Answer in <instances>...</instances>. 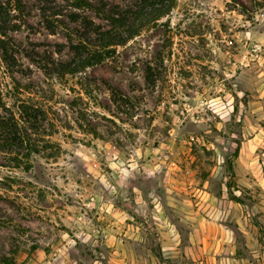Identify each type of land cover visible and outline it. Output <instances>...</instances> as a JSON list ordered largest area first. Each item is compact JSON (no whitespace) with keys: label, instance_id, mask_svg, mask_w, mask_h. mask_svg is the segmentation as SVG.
Wrapping results in <instances>:
<instances>
[{"label":"rangeland","instance_id":"obj_1","mask_svg":"<svg viewBox=\"0 0 264 264\" xmlns=\"http://www.w3.org/2000/svg\"><path fill=\"white\" fill-rule=\"evenodd\" d=\"M70 1L22 0L0 46L34 147L0 153V264H264V0H177L62 75L106 23Z\"/></svg>","mask_w":264,"mask_h":264},{"label":"trees","instance_id":"obj_2","mask_svg":"<svg viewBox=\"0 0 264 264\" xmlns=\"http://www.w3.org/2000/svg\"><path fill=\"white\" fill-rule=\"evenodd\" d=\"M177 0H136L134 6L120 7L119 5L108 6L102 2L98 7L90 0H71V6L78 9H91L98 16L102 17L106 23L98 24L88 17L83 23L87 32H95L96 43L89 41L80 42L81 45H89L87 53H83L79 46L75 59L71 62L59 63V70L62 75L84 71L87 67L99 64L110 57L115 51V47L127 43L129 40L138 36L141 31L153 24H156L164 16H167L175 7ZM50 14H45L47 22L52 23L53 18L62 10L52 8ZM24 12L22 0H0V46L5 49L4 40L7 38V31L17 29V23H13L12 11ZM46 10V9H45ZM77 13L72 18L77 19ZM69 30L68 27H65ZM90 34V33H89ZM20 119H16L13 112L6 106L3 90L0 84V153H14L12 160L16 166H23L29 169L31 165H25L24 158H29L31 151L34 150L32 139L25 135L27 132L20 130ZM28 149V155L20 157L18 149Z\"/></svg>","mask_w":264,"mask_h":264}]
</instances>
